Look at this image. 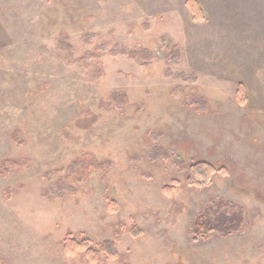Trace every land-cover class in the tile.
<instances>
[{
  "label": "rangeland",
  "instance_id": "obj_1",
  "mask_svg": "<svg viewBox=\"0 0 264 264\" xmlns=\"http://www.w3.org/2000/svg\"><path fill=\"white\" fill-rule=\"evenodd\" d=\"M85 240L264 264V0H0V264H94Z\"/></svg>",
  "mask_w": 264,
  "mask_h": 264
},
{
  "label": "trees",
  "instance_id": "obj_2",
  "mask_svg": "<svg viewBox=\"0 0 264 264\" xmlns=\"http://www.w3.org/2000/svg\"><path fill=\"white\" fill-rule=\"evenodd\" d=\"M58 47L59 49L63 50L66 53V57L69 58L71 55V49L67 44H64L62 42H58ZM117 51V52H116ZM115 52L122 54V55H128L131 58H145V55H141L140 57L137 55L136 51H131V50H126V49H117ZM82 60V59H81ZM156 149V148H155ZM153 157V155H152ZM155 158V157H153ZM2 170L8 171V167L5 165V161L1 163ZM199 171V174L203 177L204 180L207 178V173L204 169H197ZM207 173V174H206ZM59 187L54 185L52 186V192L53 193H58ZM231 206L230 203H225L223 201H219L216 203V208L221 209L222 207L225 206ZM206 211L203 213H200L193 223L191 224V236L193 240H199V239H204L208 237V234L211 232H217L221 236H228L232 233H235L239 230L243 218H242V211L238 212H231L225 214L224 216H221L218 218L217 222H213L210 219L206 218ZM73 240V239H72ZM74 241V240H73ZM72 241V242H73ZM72 242H68L67 240L64 241V246L66 248H70V252H76L73 251L75 250L73 248L72 250ZM77 242V241H76ZM76 244V243H75ZM78 244H81L84 246L82 250H86L92 254L88 255L91 259H95L94 264H100L102 260H107L108 258L110 259H116L118 258V251H117V246L114 240H106L100 244H94L89 240H85L84 242H80ZM77 245V244H76ZM77 254V252H76Z\"/></svg>",
  "mask_w": 264,
  "mask_h": 264
}]
</instances>
